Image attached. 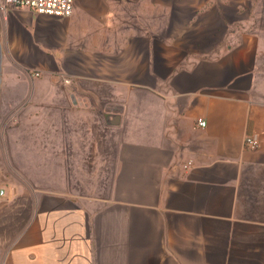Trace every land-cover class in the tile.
Instances as JSON below:
<instances>
[{"label": "crops", "instance_id": "1", "mask_svg": "<svg viewBox=\"0 0 264 264\" xmlns=\"http://www.w3.org/2000/svg\"><path fill=\"white\" fill-rule=\"evenodd\" d=\"M93 118L98 202L56 186ZM0 153V264H264V0L0 10Z\"/></svg>", "mask_w": 264, "mask_h": 264}, {"label": "rangeland", "instance_id": "2", "mask_svg": "<svg viewBox=\"0 0 264 264\" xmlns=\"http://www.w3.org/2000/svg\"><path fill=\"white\" fill-rule=\"evenodd\" d=\"M91 143H92V157L93 162L91 167H77V168H60L54 169L52 167H44L43 169V175L44 176H51L54 174L53 172L58 170V174L60 177H75L77 180L85 178V183H64L62 180L59 182L58 185H56L60 190L65 191H73L77 193V196L80 197L83 193H85L93 202H98V198L101 197L102 194L105 193L106 187L108 186V179L111 173L114 169H111L110 165H105L104 167H99L98 163V157H100L99 152L97 150H100L102 147L105 148L106 143L111 142L113 139V134L111 132H108L106 130H103L101 128L100 121L96 122L93 118L92 120V130H91ZM103 136V137H102ZM49 153V152H48ZM107 153V152H106ZM9 155V154H8ZM109 156V155H108ZM0 159H3V153H0ZM17 161L20 159V154H16ZM33 159V158H32ZM47 163L51 164L49 160H51V154L47 155ZM35 160V159H33ZM103 163V162H102ZM3 168L0 167V179L3 177ZM23 171H26L27 169H22ZM31 175H42V170L37 168H29L28 169ZM16 172L14 175L19 177V175L24 174L21 172V168L15 170ZM81 177V178H80ZM13 179V178H12ZM2 180V179H1ZM15 180V179H14ZM18 180V178H17ZM107 181V182H106Z\"/></svg>", "mask_w": 264, "mask_h": 264}, {"label": "built area", "instance_id": "3", "mask_svg": "<svg viewBox=\"0 0 264 264\" xmlns=\"http://www.w3.org/2000/svg\"><path fill=\"white\" fill-rule=\"evenodd\" d=\"M28 8L38 14L47 15L59 19L69 18L75 10V0H0V10L6 11L10 8ZM36 73L35 76H39ZM66 83H70V79L64 78ZM200 127H206L207 123L203 119L198 120ZM245 145L250 150H257L261 143L256 137H247ZM191 163L185 168H188ZM5 191L0 190V199L4 197Z\"/></svg>", "mask_w": 264, "mask_h": 264}, {"label": "water", "instance_id": "4", "mask_svg": "<svg viewBox=\"0 0 264 264\" xmlns=\"http://www.w3.org/2000/svg\"><path fill=\"white\" fill-rule=\"evenodd\" d=\"M116 122H117V123H119V122H120V117H118V118H117V121H116Z\"/></svg>", "mask_w": 264, "mask_h": 264}]
</instances>
